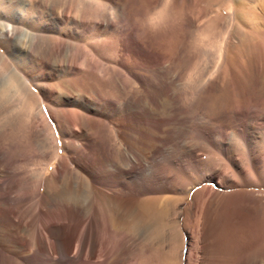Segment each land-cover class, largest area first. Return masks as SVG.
Listing matches in <instances>:
<instances>
[{"label":"bare ground","instance_id":"6f19581e","mask_svg":"<svg viewBox=\"0 0 264 264\" xmlns=\"http://www.w3.org/2000/svg\"><path fill=\"white\" fill-rule=\"evenodd\" d=\"M30 5V10L35 8ZM43 18L42 14L36 21L42 23ZM51 19L58 28L35 26L32 34L26 32L32 38L23 45L13 44L20 31L15 18L11 25L0 23V113H7L6 105L15 98L22 101L39 159L28 167L19 139L6 142L24 129L18 107L12 109L0 128V264H164L156 252L155 233L168 211L161 195L172 192L170 182L177 176L167 172L169 164L182 172L181 177L216 183L221 190L206 186L186 206L189 217L179 226L180 250L172 264H264V198L248 190L264 187V116L250 118L244 131H233L231 138L207 140L216 159L202 161L192 149L174 157L158 154L152 140L128 139L121 120L135 124L155 113L164 116L169 108L190 110L212 87L216 72L195 93L169 96L162 61L145 66L144 76L132 66L120 70L117 60L110 66L105 51L128 56L122 45L83 43L91 27L86 30L75 22L71 28L59 16ZM49 34L59 43L44 41ZM63 36L77 41L76 47L63 44ZM76 48L81 57L69 58L64 72L69 82L66 97L35 93L33 75L43 76L47 66L41 58L33 61L34 52L48 58ZM3 50L8 56L15 54L16 66ZM226 50L223 47L218 57L217 71L226 70ZM95 55L102 65L93 61ZM19 65L31 73H21ZM168 97L173 103L164 99ZM37 107L60 119L56 129L47 122V114L40 118L41 125L33 124ZM10 227L15 229L12 240Z\"/></svg>","mask_w":264,"mask_h":264},{"label":"rangeland","instance_id":"374dc122","mask_svg":"<svg viewBox=\"0 0 264 264\" xmlns=\"http://www.w3.org/2000/svg\"><path fill=\"white\" fill-rule=\"evenodd\" d=\"M30 4H34L36 9L30 10ZM45 8L52 14L47 13ZM39 12L46 17L42 23L36 21L42 15ZM157 13L162 14L161 20L153 27L148 24V19ZM56 16L61 17L68 27L75 28L77 24L79 26L82 24L88 27L86 30L90 27L95 29V32L91 28L90 32L86 31L82 38L83 43L99 41L115 47L122 45L126 49L125 52L131 53L128 56L123 52L117 56L115 53L114 56H110L111 53L109 55L105 51L106 57L109 58V62H106L110 66L117 60L120 62V70L126 71L132 66L131 68L144 76L145 66H153L161 61L165 63L167 88L170 93L173 92L169 93V96L179 97L181 93H195L200 88V83L216 72L212 87L201 93L199 100L197 98L198 104L195 102L196 106H191V111L180 108L172 112L169 108L171 113L168 111L164 116L155 113L149 115L147 117L149 119L140 120L141 123L136 121L133 124V121L121 120L120 126L128 135V139L135 138L144 142L152 140L153 148L158 154L164 152L169 157H174L187 149H192L202 161L216 159V154L207 145V140L231 138L233 131H244L247 121L250 123V118L264 116V0H0V23L8 26L9 21L15 18V27L20 30L18 35L12 38L15 45H23L30 40L32 36L27 33L32 34V29L40 27L41 24L51 28L57 27V23L51 19ZM73 33L75 34V31ZM49 36L45 37L44 41L49 44L59 43L56 38L54 39L55 36L51 34ZM62 39L63 44L76 47L77 41L66 36ZM223 47L228 50H226L228 61L224 55V61L228 65L222 73L217 71V62L220 61ZM3 53L8 52L3 50ZM124 55L127 60L124 59ZM14 56L15 54L8 56L12 66L15 64ZM33 57L34 62H40L41 58L47 66L46 70L42 71L43 76L33 75L34 92H42L48 96L53 94V98L64 96L69 88L64 72H67L69 58L81 57L78 49L71 50L69 54L63 52L60 56L48 58L34 52ZM93 61L98 65H102L103 62L97 55L93 57ZM82 62L83 59L79 61ZM18 68L21 73H31L25 66L19 65ZM151 81L156 83L153 78ZM156 87L157 85H153V90H156ZM109 94L112 95V92ZM164 99L172 102L169 97ZM178 100L181 101V103L177 101L178 106L182 105V98ZM8 104L6 105L8 112L18 107L16 110L22 114L24 129L17 137L13 135L6 137V142L18 138L24 147L22 153L24 164L32 168L39 159L32 131L28 126L30 118H26V110L20 99L15 98ZM160 104L161 100L158 101V105ZM43 106L45 107L46 103ZM42 108L35 109L33 124L41 125L40 118L47 114V122L56 129L60 119ZM8 112L0 113V128L7 122ZM187 128H190V131ZM166 169L171 176H177L175 181L170 182V187L174 191L161 195L164 199L161 205L168 210L166 215L168 217L157 225L155 233L156 237L159 236L156 239V252L160 253L164 264H168L171 259L177 261L180 250L179 226L189 217L186 214V206L192 202L196 192L206 186L221 191L216 183L200 184L193 179L194 177H181L182 172L172 164ZM248 190L255 191L258 197L264 198V187L251 186ZM14 232L15 229L10 227L8 235L10 233L9 236L12 237H8V240L13 239ZM32 237L30 236V239L34 240ZM30 263L37 264L36 261Z\"/></svg>","mask_w":264,"mask_h":264},{"label":"clouds","instance_id":"9594fccd","mask_svg":"<svg viewBox=\"0 0 264 264\" xmlns=\"http://www.w3.org/2000/svg\"><path fill=\"white\" fill-rule=\"evenodd\" d=\"M161 16H162L161 13H157L156 15L150 17L148 19V24L153 26V27L156 26L158 23H160Z\"/></svg>","mask_w":264,"mask_h":264}]
</instances>
